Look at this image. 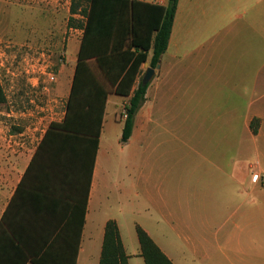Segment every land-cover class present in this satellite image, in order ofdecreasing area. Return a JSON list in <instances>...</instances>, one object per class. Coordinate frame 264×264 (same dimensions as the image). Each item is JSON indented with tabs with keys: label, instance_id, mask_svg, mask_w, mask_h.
<instances>
[{
	"label": "crops",
	"instance_id": "obj_1",
	"mask_svg": "<svg viewBox=\"0 0 264 264\" xmlns=\"http://www.w3.org/2000/svg\"><path fill=\"white\" fill-rule=\"evenodd\" d=\"M158 64L126 141L130 96L108 94L76 264H100L110 220L129 264H146L138 227L173 264H264V0H179ZM22 135L0 130V223L38 216ZM60 191L51 211L68 260Z\"/></svg>",
	"mask_w": 264,
	"mask_h": 264
},
{
	"label": "trees",
	"instance_id": "obj_2",
	"mask_svg": "<svg viewBox=\"0 0 264 264\" xmlns=\"http://www.w3.org/2000/svg\"><path fill=\"white\" fill-rule=\"evenodd\" d=\"M178 2L168 0L165 6L145 0H72L70 20H76L75 26L83 33L65 115L50 123L25 174L34 180L25 192L38 216L3 217L0 264L77 263L108 94L130 96L122 134L126 141L150 83L142 82L143 65L152 52L150 67L155 68L166 51ZM6 100L0 82V103ZM67 184L71 200L68 260L66 240L57 233L51 211L60 203L58 194L63 195L60 190L65 191ZM137 232L146 264H173L146 231L138 227ZM128 259L118 225L110 220L100 264H129Z\"/></svg>",
	"mask_w": 264,
	"mask_h": 264
},
{
	"label": "rangeland",
	"instance_id": "obj_3",
	"mask_svg": "<svg viewBox=\"0 0 264 264\" xmlns=\"http://www.w3.org/2000/svg\"><path fill=\"white\" fill-rule=\"evenodd\" d=\"M71 4L72 0H0V82L7 97L0 103V130L23 133L30 147L28 158L50 123L65 115L66 87L82 37L76 20H70Z\"/></svg>",
	"mask_w": 264,
	"mask_h": 264
},
{
	"label": "water",
	"instance_id": "obj_4",
	"mask_svg": "<svg viewBox=\"0 0 264 264\" xmlns=\"http://www.w3.org/2000/svg\"><path fill=\"white\" fill-rule=\"evenodd\" d=\"M146 65H147V63H146ZM158 67H159V64H158ZM154 75H155V68L148 66L146 68L144 75H143V81H142L143 84H147L148 82H150L153 79Z\"/></svg>",
	"mask_w": 264,
	"mask_h": 264
},
{
	"label": "built area",
	"instance_id": "obj_5",
	"mask_svg": "<svg viewBox=\"0 0 264 264\" xmlns=\"http://www.w3.org/2000/svg\"><path fill=\"white\" fill-rule=\"evenodd\" d=\"M263 183H264V176L262 177Z\"/></svg>",
	"mask_w": 264,
	"mask_h": 264
}]
</instances>
